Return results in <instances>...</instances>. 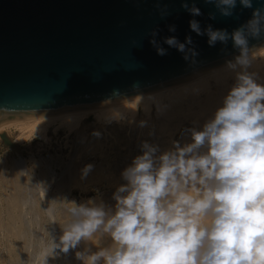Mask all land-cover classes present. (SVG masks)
<instances>
[{
  "label": "clouds",
  "instance_id": "1",
  "mask_svg": "<svg viewBox=\"0 0 264 264\" xmlns=\"http://www.w3.org/2000/svg\"><path fill=\"white\" fill-rule=\"evenodd\" d=\"M215 11L211 20L238 19L237 7L251 9V18L229 32L201 27L189 21L192 32L207 36L226 51L231 41L238 52L225 61L234 83L211 118L201 128L187 129L189 142L173 141L161 151L147 141L130 166L121 173L125 183L113 193L114 208L103 202H57L69 219L59 243L49 242V256L67 254L94 236H107L111 244L96 252L77 251L83 264H264V76L255 69L258 49L252 40H264V0H204ZM193 17L203 15L196 0H181ZM161 19L170 13L158 9ZM169 32L176 26L169 25ZM149 33L158 55L167 49ZM184 59L195 63L199 55L192 37L181 42L163 38ZM98 135V133H96ZM92 165H86L87 176ZM100 240L97 242L99 244Z\"/></svg>",
  "mask_w": 264,
  "mask_h": 264
},
{
  "label": "water",
  "instance_id": "2",
  "mask_svg": "<svg viewBox=\"0 0 264 264\" xmlns=\"http://www.w3.org/2000/svg\"><path fill=\"white\" fill-rule=\"evenodd\" d=\"M196 6L203 15L193 17L181 0H0V125L126 102L225 66L238 54L231 41L226 51L219 43L210 47L189 21L231 32L252 10L237 7L238 19L211 20V4ZM165 8L170 14L161 19L158 9ZM157 27L163 56L149 42ZM189 35L199 52L195 63L163 44L164 37L183 42ZM250 46L259 49L264 40ZM0 141L15 147L3 132Z\"/></svg>",
  "mask_w": 264,
  "mask_h": 264
},
{
  "label": "rangeland",
  "instance_id": "3",
  "mask_svg": "<svg viewBox=\"0 0 264 264\" xmlns=\"http://www.w3.org/2000/svg\"><path fill=\"white\" fill-rule=\"evenodd\" d=\"M105 127L106 128H103L102 130L89 127L86 131L85 143L88 144L94 138L95 143L97 141L98 145L91 148H83L76 156H74L73 153L75 152L76 146V134H73L75 132L68 133L65 130L63 131V129L58 130L55 135H50L48 140L34 138L24 143H15L17 146L16 149L3 146L0 141V207L3 211L5 210L4 197L8 195V193H11L8 184L13 178L11 175L14 170L13 164L16 159L18 160L17 152H19L20 157L24 159L25 167L28 171L27 179L23 182L24 195H26L23 204L26 205H23L24 207L21 206V208H23L22 219L25 227V235L24 237L21 236V239L25 238L26 244L21 242L24 247H22L21 243L14 247V249L17 250V253L22 255L20 260L14 261L10 259L7 253L8 233L7 230L0 226V264H37V261H39V264H43L45 255L49 254L50 239H54L59 243L60 235H62L63 232L62 226L65 225L69 219L67 212L64 211L63 208L72 207L71 204L61 206L57 202L74 201L76 204H82L89 200H95L96 203L103 202L106 206L114 208L115 201L112 199L113 193L119 185L125 183L122 179L121 173L126 167L131 165L133 159L137 155L142 154L141 145L145 142V139H150L151 144L157 143L161 151H163L171 148L174 140H180L182 143L183 138L188 135L186 130L191 128L189 125L181 126L173 137L168 138V135H156L157 132H155L154 128L144 133L145 135L142 133L140 134L136 127L129 126V123H126V121L124 122V120H121V122L117 124L116 122L108 124ZM9 129V138L13 140L18 134V131L14 127H9ZM96 133H98V135ZM181 135H183V137ZM163 137L167 139L164 138V140H162ZM89 139L91 140L89 141ZM168 139L171 143L168 142ZM161 140L165 142H162ZM160 143L164 147H161ZM72 155L74 159L71 157ZM70 159L72 160V163L67 167L66 163H69ZM12 161L14 162L12 163ZM89 164L93 165V167L85 177L82 175V170ZM75 167L78 168L76 169ZM74 172L78 175H75ZM69 173L70 179L69 181H66V179L68 180L69 178H67ZM48 179H50V183ZM27 184L29 188L26 186ZM46 186L48 188H46ZM40 187L41 190L45 191L44 199L40 197ZM33 190L36 191V193H34ZM19 191L21 193L22 188ZM31 202H35V205ZM39 205L40 208H38ZM50 206L51 210L49 213L48 210L50 209ZM26 213L29 215L27 216ZM1 220H3V222L6 221V212L1 213ZM28 226L31 228H28ZM99 240L100 242L98 244L97 242ZM110 244L111 239L109 237L105 236L100 239L99 235H97L94 236L91 241H82L78 248L71 250L67 254L57 250L58 254L55 257L49 256L47 258V264H83V261L76 258L77 251H84L86 248H90L92 252H96L100 247H107ZM22 248L23 251L21 250ZM33 251L34 253H32Z\"/></svg>",
  "mask_w": 264,
  "mask_h": 264
},
{
  "label": "bare ground",
  "instance_id": "4",
  "mask_svg": "<svg viewBox=\"0 0 264 264\" xmlns=\"http://www.w3.org/2000/svg\"><path fill=\"white\" fill-rule=\"evenodd\" d=\"M255 55L258 57V59L256 61L255 69L258 72H260L261 76H264V46L259 48L258 51L255 53ZM233 83H234V74L230 73L225 68V66H223V67L217 68L215 70L201 74L199 76H196V77L189 79L187 81H184L182 83L168 87L166 89H163V90H160L157 92H153L151 94H148V95H145V96H142L139 98H135V99H132V100H129L126 102H122V103H118V104H108V105H101V106H96V107H89V108L63 111V112L44 115V116L36 118V119L10 120V121L0 125V133L3 132L7 136V138H9V136H10L9 127L10 128L14 127L18 131V134L15 136V138L13 140L10 138H9V140L10 141L12 140L11 142L14 144L15 143L19 144V143H24V142H27L29 140H32L34 138H40V139L48 140L50 135H55L58 130H62V129H63V131L65 130L68 133L75 132V133H73V134H76L75 135L76 146H75V152H73L74 156H76L77 153L80 150H82L83 148L84 149L85 148H91L95 145L96 146L98 145L97 141L95 143L94 138H93V140L89 139V141L90 140L91 141L88 144L85 143L86 142L85 141V135H86V131L89 127H94L95 129H98V130L101 129L102 130L103 128H106L105 127L106 125L113 124L114 122H116V124H117V123L121 122V120H124V122L126 121V123L128 122L129 126H131V127H136L139 131L138 133H140V134L141 133L144 134L147 131H149L150 129L154 128L155 132H157L156 135H168V138H169V137H173L174 134L181 128V126L189 125V126H191V128H193V127H196L198 129L201 128L202 125L209 118H211L215 109L221 105L223 97L227 94V91L229 90V88L232 86ZM127 126H128V124H127ZM128 128H130V127H128ZM12 130H13V128H12ZM151 135H152V133H151ZM185 135H187V134H185ZM94 136H96V135H94ZM181 136L183 137V135H181ZM153 138H155V137H153ZM164 138L165 137H163L162 140H164ZM165 139H167V138H165ZM143 140H142V142H143ZM155 140H157V139L155 138ZM145 141H147L149 143L151 142L150 139L149 140L145 139ZM189 141H190V137H189V135H187L183 138L182 143L189 142ZM162 142H165V141H162ZM168 142L171 143L169 141V139H168ZM114 143H115V141H114ZM137 143H138V141H137ZM154 144L157 145V143H154ZM162 146L163 145L161 144V147ZM168 146H169V144H168ZM98 147H100V146H98ZM13 148L14 149L17 148L16 144H15V147H13ZM90 152H92V151H90ZM17 154H18V160L16 159L15 162L12 161V163L14 162V164H13L14 170H13V174L11 175V176H13V178L10 180V182L8 184V186L10 187L9 189L11 190L10 191L11 193L10 194L8 193V195H6L4 197L5 210L3 211L0 207V226L3 227V229L7 230V233H8V235L6 233V235L8 236L7 237V241H8L7 242V249H8L7 253L9 255L10 259H12L14 261L20 260V258L22 256L20 253H17L16 249H14L15 245H19L21 242L25 243V238L21 239V236L24 237V235H25V229H24L25 227L23 225V219H22V209L23 208H21V206L24 205L23 203H24V199L26 196V195H24L23 182L25 181V179H27L26 177L28 174V171L25 167L24 159H22L20 157L19 152H17ZM71 157L73 158V155ZM70 160H69V163H66L67 167H69V165L72 163V160L71 161ZM11 170H12V168H11ZM75 172H74V174L76 175L77 173H75ZM51 176H52V174H51ZM67 178H68V180L66 179V181H69L70 173H69V176H67ZM48 180L50 183L51 182L50 179H48ZM35 182H37V181H35ZM45 185H47V184H45ZM26 186H28V184ZM21 188H22V192L20 193L19 190ZM25 188H27V187H25ZM28 188H29V186H28ZM46 188H48V187L46 186ZM40 190H41V187H40ZM33 192L36 193V191H34V190H33ZM60 193H62V192H60ZM39 194H40V197L44 199L45 191L41 190V191H39ZM37 195H38V193H37ZM31 203H33V205H35V202H31ZM42 203H44V202H42ZM46 207H48V206H46ZM38 208H40V205ZM30 210H32V209H30ZM50 210H51V206H50V209L48 210L49 213H50ZM2 212H6V221H4V222H3V220H1V213ZM33 212H34V210H33ZM26 215H27V213H26ZM28 228H31V227L28 226ZM62 234H63V232H62ZM22 247H24L23 244H22ZM81 247H83V246H81ZM19 248H20V246H19ZM21 250L23 251V248ZM38 250H39V248H38ZM32 253H34V251ZM1 257H2V255H1ZM66 259H67V257H66ZM52 260H54V259H52ZM9 261H11V260H9ZM37 264H39V261H37Z\"/></svg>",
  "mask_w": 264,
  "mask_h": 264
}]
</instances>
